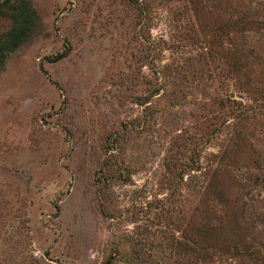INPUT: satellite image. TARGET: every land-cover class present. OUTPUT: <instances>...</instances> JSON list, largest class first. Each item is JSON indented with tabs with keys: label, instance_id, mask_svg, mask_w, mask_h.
I'll return each instance as SVG.
<instances>
[{
	"label": "rangeland",
	"instance_id": "1",
	"mask_svg": "<svg viewBox=\"0 0 264 264\" xmlns=\"http://www.w3.org/2000/svg\"><path fill=\"white\" fill-rule=\"evenodd\" d=\"M29 1L0 264H264V0Z\"/></svg>",
	"mask_w": 264,
	"mask_h": 264
},
{
	"label": "trees",
	"instance_id": "2",
	"mask_svg": "<svg viewBox=\"0 0 264 264\" xmlns=\"http://www.w3.org/2000/svg\"><path fill=\"white\" fill-rule=\"evenodd\" d=\"M0 15L10 18V27L0 34V69L7 56L30 36L39 16L29 0H0Z\"/></svg>",
	"mask_w": 264,
	"mask_h": 264
}]
</instances>
